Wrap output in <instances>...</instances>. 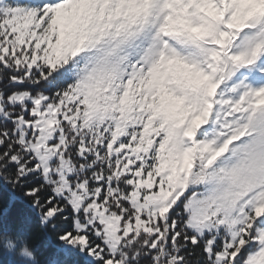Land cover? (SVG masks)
<instances>
[{"label":"snow or ice","instance_id":"1","mask_svg":"<svg viewBox=\"0 0 264 264\" xmlns=\"http://www.w3.org/2000/svg\"><path fill=\"white\" fill-rule=\"evenodd\" d=\"M261 55L264 0H0V224L30 200L42 264H264V87L220 91Z\"/></svg>","mask_w":264,"mask_h":264},{"label":"trees","instance_id":"2","mask_svg":"<svg viewBox=\"0 0 264 264\" xmlns=\"http://www.w3.org/2000/svg\"><path fill=\"white\" fill-rule=\"evenodd\" d=\"M4 200H7V193ZM29 203L31 201L26 198L22 204L18 203L11 215L0 224V257L8 258L11 264H42V261L54 256L59 246L55 233L45 229L35 213L24 208V204ZM21 214L30 215L31 223H20L17 218Z\"/></svg>","mask_w":264,"mask_h":264},{"label":"rangeland","instance_id":"3","mask_svg":"<svg viewBox=\"0 0 264 264\" xmlns=\"http://www.w3.org/2000/svg\"><path fill=\"white\" fill-rule=\"evenodd\" d=\"M264 69V55H261L254 65L249 68L240 69L235 76L232 77L225 85H221L220 91H224V99H230L233 102L238 98L237 94L227 91L234 83L243 80L245 84L253 89L264 87V74L261 73Z\"/></svg>","mask_w":264,"mask_h":264},{"label":"water","instance_id":"4","mask_svg":"<svg viewBox=\"0 0 264 264\" xmlns=\"http://www.w3.org/2000/svg\"><path fill=\"white\" fill-rule=\"evenodd\" d=\"M48 238H50V237L48 236Z\"/></svg>","mask_w":264,"mask_h":264}]
</instances>
